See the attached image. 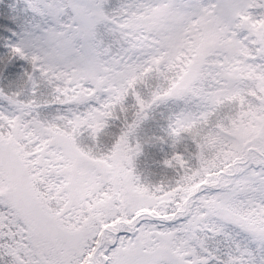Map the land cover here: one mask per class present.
Returning <instances> with one entry per match:
<instances>
[{
    "label": "snow or ice",
    "instance_id": "snow-or-ice-1",
    "mask_svg": "<svg viewBox=\"0 0 264 264\" xmlns=\"http://www.w3.org/2000/svg\"><path fill=\"white\" fill-rule=\"evenodd\" d=\"M0 264H264V0H0Z\"/></svg>",
    "mask_w": 264,
    "mask_h": 264
}]
</instances>
